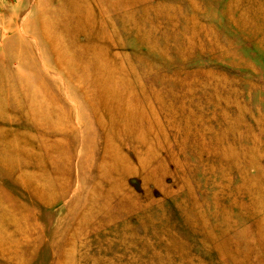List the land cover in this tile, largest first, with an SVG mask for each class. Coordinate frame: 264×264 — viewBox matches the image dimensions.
I'll list each match as a JSON object with an SVG mask.
<instances>
[{
    "label": "rangeland",
    "instance_id": "rangeland-1",
    "mask_svg": "<svg viewBox=\"0 0 264 264\" xmlns=\"http://www.w3.org/2000/svg\"><path fill=\"white\" fill-rule=\"evenodd\" d=\"M0 264H264V0L2 1Z\"/></svg>",
    "mask_w": 264,
    "mask_h": 264
},
{
    "label": "built area",
    "instance_id": "built-area-1",
    "mask_svg": "<svg viewBox=\"0 0 264 264\" xmlns=\"http://www.w3.org/2000/svg\"><path fill=\"white\" fill-rule=\"evenodd\" d=\"M2 1H4V0H0V3H1Z\"/></svg>",
    "mask_w": 264,
    "mask_h": 264
},
{
    "label": "bare ground",
    "instance_id": "bare-ground-1",
    "mask_svg": "<svg viewBox=\"0 0 264 264\" xmlns=\"http://www.w3.org/2000/svg\"><path fill=\"white\" fill-rule=\"evenodd\" d=\"M54 77V76H53ZM73 104V103H72Z\"/></svg>",
    "mask_w": 264,
    "mask_h": 264
}]
</instances>
